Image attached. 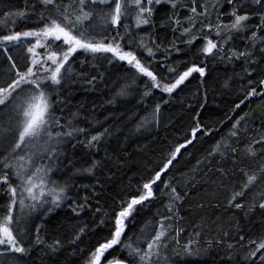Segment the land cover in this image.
I'll return each mask as SVG.
<instances>
[{"label": "snow or ice", "instance_id": "snow-or-ice-1", "mask_svg": "<svg viewBox=\"0 0 264 264\" xmlns=\"http://www.w3.org/2000/svg\"><path fill=\"white\" fill-rule=\"evenodd\" d=\"M226 2L228 12L223 11L220 0H25L23 10L0 0V201H4L0 203V264H21L38 246H46L52 254L66 245L75 249L89 231L78 218L102 211L99 225L106 226V234L97 237L90 250H80L81 264H167L172 244L189 255L194 248L198 253L205 231L210 233L207 246L223 244L230 252L239 248L235 253L238 264H264V47L259 49V59H250L255 48L264 45V0ZM162 5L167 11L157 26L156 14ZM251 19L258 23L249 26ZM28 20L33 27L16 30L19 22ZM144 26L150 31L139 35ZM160 30L163 35L154 34ZM237 36L245 42L244 49L236 47ZM81 54L84 59L77 70L74 63ZM173 55L183 59L170 63ZM212 58L246 65L242 73L235 74L239 84L233 77L225 81L224 87L237 98L231 115L212 121L215 127H209L201 121V111L190 105L188 110L196 111L191 119L194 126L184 133L182 143L169 145L160 163L138 167V175L119 189L114 187L115 172L108 167L107 186L115 192L111 206L99 205L100 193L106 189L100 178L92 185L74 183L78 176H95L109 164L124 168L125 174L137 167L128 164L127 147L141 138L138 133L153 124L159 126L162 104L146 103L157 91L166 104L165 95L181 91L198 75L205 98L200 109H204L207 61ZM105 64L123 69L110 85L99 72ZM101 84L112 94L108 105L135 93L140 97L139 110L109 113L103 120L82 114V104L76 112H69L75 95L95 92ZM253 99L260 101L258 127H248L250 119L256 125L252 109L235 116ZM96 108L93 103L92 112ZM228 124V131L205 149L191 173L164 179L182 150L201 136H215ZM68 144L96 149L94 155L105 146V155L69 172L71 160L61 168L68 158ZM217 156L221 160L213 172L218 179L212 178L208 203L183 207L196 187L192 176L199 174L204 160ZM58 176L64 179L54 178ZM79 187L85 192L82 196L79 191L72 193V188ZM64 204L76 223L69 226L68 236L48 240L41 235L43 225L35 220L42 218V212L51 214ZM146 206L155 211L145 219L141 209ZM200 212L204 214L193 219ZM233 213L240 215L230 216ZM257 213L259 219L254 220ZM224 217L230 218L224 221ZM185 232L189 239L181 245ZM211 235L218 238L213 240ZM113 252L116 255L109 258Z\"/></svg>", "mask_w": 264, "mask_h": 264}, {"label": "trees", "instance_id": "trees-1", "mask_svg": "<svg viewBox=\"0 0 264 264\" xmlns=\"http://www.w3.org/2000/svg\"><path fill=\"white\" fill-rule=\"evenodd\" d=\"M10 2L16 8L23 10V5L25 0H6ZM221 6L224 12H228L229 6L227 5L226 0H220ZM248 3H251V0H248ZM167 11V6H160V11L156 14V24L159 26L160 20L163 18L164 13ZM31 19H35L32 17ZM2 20V17H0ZM248 25H255L258 23V20L251 19L248 22ZM33 27L31 20L19 22L16 30H26L27 28ZM150 29L147 26L143 27V31L139 35H143L149 32ZM154 34L163 35V30L157 31ZM264 35V33H261ZM169 39L171 38V33L168 32ZM236 47L240 49L245 48V42L241 39L240 36L236 37L235 41ZM232 45H229L231 47ZM197 47L199 45L197 44ZM264 45H258L255 48V56L250 57V59H259L260 57V48ZM84 59L83 54L76 57L74 67L78 70L82 65L79 63ZM177 59H183L179 55H173L170 63H174ZM208 74L205 81L208 87L207 94V106L204 109H200V104L204 102V88L201 86V78L198 75H195L194 78H191L184 86L181 91H177L172 96H164V101H167L164 104L160 100V93L157 91L156 95L151 98V100L146 101L148 104L154 105L155 103H161V116L160 124L157 127L155 124L150 129L144 130L141 133H138L141 138L138 141H133L128 145L127 151L129 153L128 164H135L137 167H133L131 171H127L125 174V169H117L113 165L109 164L106 168L101 171H96L95 176L89 177L87 174H84L83 177H77L74 183L78 186L83 185H92L95 183L97 178H100L102 184L106 185V189L100 193L99 205L111 206L112 197L115 195L112 186H107L108 181L107 177L110 175L108 172V167H112L116 175V184L114 187L119 189L120 187L127 185L129 180L138 175V167H143L147 164L148 167H154L156 164L160 163L161 158L165 155L169 145L175 147L176 144L183 142L184 133L191 127L194 126L191 124V119L196 116V111H189L188 108L191 105L193 109L201 111L200 119L202 122L207 123L209 127H215L212 124V121L223 119L226 114L231 115V108L234 103L237 102L236 93L228 88H225V81H228L230 77L236 79L237 84L240 83L239 78L235 77L236 73H242V69L246 67L244 61H239L235 64H225L224 62L218 61L215 58L209 59L207 61ZM99 72L105 75V80L107 84H111L113 81L117 80L123 72V69L118 65L109 66L105 64L103 67L99 68ZM95 74V73H93ZM246 83V81H245ZM103 89V91H100ZM243 98L242 96L240 97ZM112 99V94L105 88L104 84L99 86V89L95 92L85 94L83 91L80 94L75 95L71 100L72 107L69 108V112H76L80 104L83 105L81 110L82 114H87L90 118L95 117L96 119L103 120L105 116L109 113L118 115L119 113L126 111H138L137 107L138 101L140 99L139 95L132 93L128 96L119 97L117 101L111 105H108L106 101ZM93 103L97 105L95 112H92ZM260 101L253 99L250 103H245L236 113L235 116L243 115L245 112H249L250 109L256 112L255 120L256 125H252L251 119L248 121V127H258L261 119V112L258 108ZM63 107V105L61 106ZM139 107H143L140 105ZM59 114V113H58ZM143 115V112L140 113ZM139 117H137L138 119ZM235 119V117H233ZM111 123V121H109ZM184 125L185 127H181ZM107 126V125H106ZM231 127V124H228L227 127L223 129L222 132H218L215 136L209 137L207 139L202 136L197 138L196 143L189 147L186 151L182 150L179 160L172 166V171L164 176V179H168L173 175H180L181 173H191V170L194 169L196 161L202 159L205 154V149H208L215 140L219 139L220 136L224 135L228 131V128ZM243 139V134L241 135ZM73 143H76L73 141ZM234 146L235 143L233 142ZM243 147V145H241ZM111 154V148L107 149ZM96 149H87L83 145L77 144L73 148L72 144H68L66 148L67 159L63 160V166L68 165L69 160L72 161V166L69 168V172L73 171L75 168L87 167L88 163L94 158L99 160L105 155V146H101L99 155H94ZM191 154V156L189 155ZM221 160V157L217 156L215 160H204L199 167V174H194L192 176L193 184L196 185L195 189L190 191V195L183 205L187 208L190 205L195 206L201 201L208 203L209 197L212 195V178L218 179L215 177L213 169L219 167L218 161ZM148 161H151L149 164ZM179 170V171H177ZM67 175V173H65ZM58 178L61 181L64 179L62 176L54 177ZM135 181L133 180V183ZM71 183V182H70ZM189 189H185L188 191ZM80 192V195H84L82 187L72 188V193ZM99 192L100 190L97 189ZM91 188H89V193ZM4 201H0L3 203ZM95 204L96 201L94 200ZM215 203V201H213ZM155 211V208L149 209L147 206L144 209H141V215L146 219ZM205 211H210L206 209ZM204 212H200L194 215L193 219H197L199 215H203ZM239 213L230 214V216H238ZM42 218H37L35 220L36 224L43 225L42 236H46L48 240L54 238H64L68 236L71 224H75L76 220L73 218V214L70 212L68 205L64 204L62 207L54 209L51 214L44 215L42 212L40 214ZM103 216V211L100 215L93 216L91 212L82 214L78 219L81 223H86L89 231L82 236V239L78 241L75 245V249L72 246L63 247L58 253H50L46 246L34 247V249L27 255V257L21 261V264H81V257L79 255L81 249L90 250L96 243V238L106 234V226L99 225V221ZM218 218V217H216ZM230 217H224V221ZM259 219V213L256 217L253 218ZM136 220L143 222L141 216H137ZM95 222V223H93ZM34 227V225H33ZM97 230L92 231L93 228ZM140 224L136 225V228H139ZM132 229H129V234H131ZM254 235L250 233V236ZM210 233L205 231L204 236L200 240L199 248L200 251L197 253L196 249H193L191 255L185 253L181 247H178L176 244L168 249V261L167 264H238V260L235 258V253L239 252L240 249H233L231 252L226 248L225 245H206V240L209 238ZM213 240L218 237L211 235ZM189 239V233L185 232L180 237V243L183 245ZM231 242V237L229 238ZM116 252H119V249H116ZM116 252H113L112 255H116ZM243 253H241L242 255ZM84 255H87V252H84ZM230 256L232 258H230Z\"/></svg>", "mask_w": 264, "mask_h": 264}]
</instances>
